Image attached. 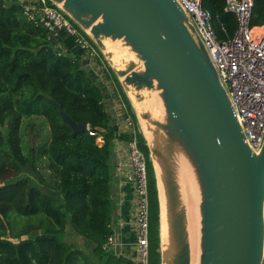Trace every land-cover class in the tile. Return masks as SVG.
Masks as SVG:
<instances>
[{
	"label": "trees",
	"instance_id": "trees-1",
	"mask_svg": "<svg viewBox=\"0 0 264 264\" xmlns=\"http://www.w3.org/2000/svg\"><path fill=\"white\" fill-rule=\"evenodd\" d=\"M226 3L203 2L221 42L232 39L237 30L234 14L225 12ZM251 24L264 26V0L255 1ZM55 39L45 28L29 22L19 4L7 6L0 0V264H82L81 259L85 264H95V259L99 264H134L105 248L112 234L115 208V141L133 139L130 131L120 133L113 127L118 95L126 103L148 163L149 264H162L158 182L134 107L110 65L104 67L98 61L101 71L107 77L111 75L116 93L98 85L90 70L61 53ZM53 101L78 125L90 130L73 137V129ZM35 117L46 121L50 138L39 145L30 143L26 152L23 125ZM89 131H97L104 143L99 144ZM41 132L39 126L29 125L32 138H38ZM43 164L54 180L61 203L44 194L30 177L23 176L32 167L41 183L46 184L38 172ZM68 227L86 240L91 257L66 240Z\"/></svg>",
	"mask_w": 264,
	"mask_h": 264
},
{
	"label": "water",
	"instance_id": "water-1",
	"mask_svg": "<svg viewBox=\"0 0 264 264\" xmlns=\"http://www.w3.org/2000/svg\"><path fill=\"white\" fill-rule=\"evenodd\" d=\"M2 1L7 6L18 5ZM51 1L101 52L104 39H111L123 41L136 55L142 70L137 71L134 63L120 71L113 68L130 101L128 87L137 92H159L165 119L150 120V124L164 133L165 140L154 147L146 140L155 172L156 161L164 172L174 251L169 263L191 261L186 211L174 162L179 151L190 162L200 187V264H263L264 144L258 154L250 149L209 53L179 1ZM53 104L73 129V137L87 131V126L78 125L61 105ZM156 177L158 182L157 172Z\"/></svg>",
	"mask_w": 264,
	"mask_h": 264
},
{
	"label": "built area",
	"instance_id": "built-area-1",
	"mask_svg": "<svg viewBox=\"0 0 264 264\" xmlns=\"http://www.w3.org/2000/svg\"><path fill=\"white\" fill-rule=\"evenodd\" d=\"M9 1L21 6L29 22L45 28L53 37H56L59 31H65L75 39L79 48L91 60L97 64L98 61L102 62L98 49L87 34L51 0ZM178 1L190 15L209 53L250 149L256 154L260 153L264 144V26L251 24L256 0H227L225 12L234 14L237 30L234 37L226 42L218 39L212 15L203 8L204 0ZM102 74L108 90L116 93V85L112 79L107 78L103 72ZM115 103L117 104V118L125 126V131H130L133 136L129 142H123L130 158L131 179L135 189L133 223L137 230L136 251L138 255L135 264H149L148 163L138 144L134 122L127 114L125 101L118 95ZM87 130L90 128L87 127ZM89 134L96 137L99 144L104 143L103 137L97 131H89ZM115 247V237L110 235L105 248L114 251Z\"/></svg>",
	"mask_w": 264,
	"mask_h": 264
},
{
	"label": "bare ground",
	"instance_id": "bare-ground-1",
	"mask_svg": "<svg viewBox=\"0 0 264 264\" xmlns=\"http://www.w3.org/2000/svg\"><path fill=\"white\" fill-rule=\"evenodd\" d=\"M104 53L108 56L112 66L116 70L125 69L129 64L134 63L136 70H142V63L136 58L133 52L126 48H117L104 43ZM128 94L137 111L142 132L151 145L160 144L165 140V135L161 130H156L150 124L151 121L164 122V108L159 97V92L142 90L135 91L128 87ZM148 115L149 120L144 119ZM177 182L180 186L181 202L186 211L187 242L190 250V264H200L201 257V193L194 169L182 152H177L174 158ZM156 172L160 200L162 205L161 214V250L163 254V264H170L173 257V247L168 225V213L166 211V196L164 187V172L161 163L156 161ZM170 262V263H169Z\"/></svg>",
	"mask_w": 264,
	"mask_h": 264
},
{
	"label": "crops",
	"instance_id": "crops-1",
	"mask_svg": "<svg viewBox=\"0 0 264 264\" xmlns=\"http://www.w3.org/2000/svg\"><path fill=\"white\" fill-rule=\"evenodd\" d=\"M57 48L70 56L72 59L90 70L92 77L97 81L98 85L105 86L102 71L97 63L91 60L85 52H83L73 38L65 31H59L55 39ZM113 127L116 131L124 132L125 126L117 117L113 118ZM117 148V149H116ZM118 151V152H117ZM113 167L115 179L113 183V200L114 211L112 214V234L115 237L116 247L114 252L125 260L136 263L138 258L136 251L137 230L133 223V212L135 205V189L131 179L132 168L128 151L124 146V142L115 141ZM119 264H127L126 262Z\"/></svg>",
	"mask_w": 264,
	"mask_h": 264
},
{
	"label": "rangeland",
	"instance_id": "rangeland-1",
	"mask_svg": "<svg viewBox=\"0 0 264 264\" xmlns=\"http://www.w3.org/2000/svg\"><path fill=\"white\" fill-rule=\"evenodd\" d=\"M104 43L108 44L109 46H113V47H117V48H126V49H129L130 52H132L130 50V48L127 47L126 44L121 40L113 41L111 39H104ZM102 53H103L104 57H102L100 59L102 60L104 67L108 68V66L110 65L112 68H114L112 66L108 56L103 51H102ZM122 70H124V69H122ZM107 78L111 79V75L109 73H108ZM116 117H117V113H116ZM31 124H35L42 129V132L40 133V136L38 138H32L28 134L29 125H31ZM139 124H140V122H139ZM22 136H23L24 149L26 152H28L30 143H32L33 146L39 145L42 142L46 141L48 138H50V130H49L48 125L46 124V121L43 118L35 117L33 119L27 120L24 123L23 129H22ZM152 147H154V146L152 145ZM155 160H156V158H155ZM38 172L40 175H42L44 177L46 184L41 183L39 175L33 171L32 167L26 169L23 172V176L30 177L32 179V181L34 182V184L36 185V187L39 188L44 194L53 197L55 200H57V202L61 203L62 199L58 195L56 189L54 188L55 187L54 180L51 177L50 173L46 170L45 164L42 165V167L38 170ZM66 240L69 243L75 245L77 248L81 249L87 257L92 256L91 251L89 249H87L86 240L84 238L79 237L75 233H73L71 231L70 227H68L66 230ZM81 263L85 264V262L82 259H81ZM95 264H99V262L96 259H95Z\"/></svg>",
	"mask_w": 264,
	"mask_h": 264
}]
</instances>
